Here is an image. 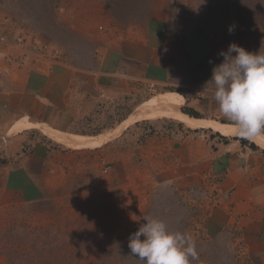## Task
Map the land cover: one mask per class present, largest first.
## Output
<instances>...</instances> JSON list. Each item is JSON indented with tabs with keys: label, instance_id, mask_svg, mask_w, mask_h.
<instances>
[{
	"label": "rangeland",
	"instance_id": "1",
	"mask_svg": "<svg viewBox=\"0 0 264 264\" xmlns=\"http://www.w3.org/2000/svg\"><path fill=\"white\" fill-rule=\"evenodd\" d=\"M161 24L203 35L216 54L231 42L255 52L264 40V0H0V63L34 65L48 59L93 70L105 47ZM166 92L176 95L179 115V93L145 84L143 101L135 108L140 99L133 96L102 97L86 121L91 132L59 133L89 138L94 150L73 147L77 151L58 173L57 187L39 201L0 203V264H139L129 255L128 238L145 215L195 239L199 259L193 264H257L238 234L205 232L213 201L208 189L178 187L163 178L166 172L159 171L151 150L144 157L145 145L159 135L158 122L182 121L171 115L150 113L137 120L131 115ZM219 121L200 117L191 128L225 134L219 124L233 125ZM43 131L71 146L56 132Z\"/></svg>",
	"mask_w": 264,
	"mask_h": 264
},
{
	"label": "crops",
	"instance_id": "2",
	"mask_svg": "<svg viewBox=\"0 0 264 264\" xmlns=\"http://www.w3.org/2000/svg\"><path fill=\"white\" fill-rule=\"evenodd\" d=\"M161 26L105 47L93 70L48 59L34 65L0 63L1 204L36 202L57 187L58 173L77 149L50 138L43 128L88 134V117L102 97L130 95L140 99L135 108L146 84L151 90L179 93L180 110L188 107L203 118L230 122L203 91L221 56L203 35ZM219 125L235 129L234 124ZM155 127L161 138L154 136L145 145L144 157L151 150L159 171L166 172L163 178L174 185L208 189L213 201L205 232L218 236L233 231L248 257L264 264V148L252 140L242 142L238 135L183 122H158ZM258 136L264 139V134Z\"/></svg>",
	"mask_w": 264,
	"mask_h": 264
},
{
	"label": "clouds",
	"instance_id": "3",
	"mask_svg": "<svg viewBox=\"0 0 264 264\" xmlns=\"http://www.w3.org/2000/svg\"><path fill=\"white\" fill-rule=\"evenodd\" d=\"M234 30L233 23L228 31ZM218 55L223 60L214 64L203 91L222 116L234 124L240 138L251 140L264 134V40L255 52L231 42ZM143 221L128 238L129 255L139 264L198 261L197 244L190 234L171 230L162 219L151 215H145Z\"/></svg>",
	"mask_w": 264,
	"mask_h": 264
},
{
	"label": "bare ground",
	"instance_id": "4",
	"mask_svg": "<svg viewBox=\"0 0 264 264\" xmlns=\"http://www.w3.org/2000/svg\"><path fill=\"white\" fill-rule=\"evenodd\" d=\"M146 107L144 109H140V110H136V112H134L135 114L131 115L134 117V120L140 119L142 116L153 113L155 116H160V115H171L173 117H177L179 116L180 121H182L185 125H187L188 127H195L196 124H198L199 122V118H192L189 117L185 114H183L180 111H178L180 114L178 115L176 110L177 109V97L176 95L166 92V93H159L157 95H155L151 101L145 105ZM183 116H182V115ZM198 122V123H197ZM224 128V132L227 134H231V135H237L236 133V129L231 128V127H223ZM222 128V129H223ZM59 135V137H61L62 139L66 140V142L68 144H70L72 147H90L92 146V140L89 138H70L68 139L66 136H63L59 133H57ZM91 140V141H90ZM252 141L256 142L259 146H261L262 148H264V139L260 136H257L253 139H251Z\"/></svg>",
	"mask_w": 264,
	"mask_h": 264
},
{
	"label": "trees",
	"instance_id": "5",
	"mask_svg": "<svg viewBox=\"0 0 264 264\" xmlns=\"http://www.w3.org/2000/svg\"><path fill=\"white\" fill-rule=\"evenodd\" d=\"M181 112H182L183 114L189 116V117H192V118H200V117H201L197 112H195L193 109L188 108V107H183V108L181 109ZM221 121H224V120H221ZM240 140H241L242 142H248L247 139H242V138H241ZM250 146H251V147H255V145H254L253 143H250Z\"/></svg>",
	"mask_w": 264,
	"mask_h": 264
}]
</instances>
